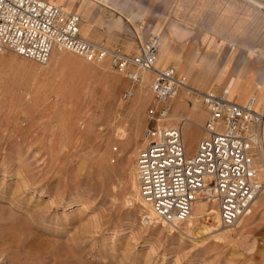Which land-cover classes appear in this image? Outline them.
Segmentation results:
<instances>
[{
  "label": "rangeland",
  "instance_id": "obj_1",
  "mask_svg": "<svg viewBox=\"0 0 264 264\" xmlns=\"http://www.w3.org/2000/svg\"><path fill=\"white\" fill-rule=\"evenodd\" d=\"M47 1L78 14L86 39L127 54L158 39L156 67H174L193 88L223 90L235 78L230 99L242 82L229 75L234 62L264 51V0ZM72 54L40 65L0 51V264H264V193L223 238L145 223L132 171L153 75L123 102L129 83L109 61ZM175 101L173 120L184 110ZM198 129L185 127L188 155Z\"/></svg>",
  "mask_w": 264,
  "mask_h": 264
},
{
  "label": "built area",
  "instance_id": "obj_2",
  "mask_svg": "<svg viewBox=\"0 0 264 264\" xmlns=\"http://www.w3.org/2000/svg\"><path fill=\"white\" fill-rule=\"evenodd\" d=\"M81 18L47 0H0V51L47 65L54 50L90 62L109 61L128 81L121 100L132 101L150 72L154 103L147 111L150 126L142 134L137 157L138 184L143 200L168 225L185 223L198 199L216 201L224 228H234L264 193L259 179L264 154V110L255 100L246 105L229 99L228 91H201L188 85L173 67L157 68L159 40L141 41L134 54L82 36ZM181 91L188 105L204 111L200 126L187 116L172 119L170 103ZM190 123L203 137L187 154L184 130ZM145 223L149 222L145 219Z\"/></svg>",
  "mask_w": 264,
  "mask_h": 264
},
{
  "label": "bare ground",
  "instance_id": "obj_3",
  "mask_svg": "<svg viewBox=\"0 0 264 264\" xmlns=\"http://www.w3.org/2000/svg\"><path fill=\"white\" fill-rule=\"evenodd\" d=\"M66 53H70V52L54 50L53 53H52V55H51V57H50V59H49V61H48V63L50 62L51 58L54 55H56V54H66ZM70 54H72V53H70ZM72 55H74V54H72ZM144 74H150V75H152L150 72H144L142 74V80H143V82H144ZM234 81H235V78H233L231 80V82L228 84V87L226 88V90L228 91V93H230V91L233 89V85H234L233 82ZM143 82H142V84H143ZM142 84L140 85V88L142 87ZM150 93H151V90H150ZM180 97H183V100L185 102L183 100H181ZM187 98H189L187 92L181 91L178 94V96L175 99L172 100V102L176 100L174 102V109L177 110L179 108H184V109L187 108V106H186L187 105V101H186ZM172 102L170 103L171 107H172ZM198 110L202 111L197 106H195L194 109H192V111H191L190 117H191L192 120L194 119V121L197 124L200 125V123H198L197 121H200L202 119V113H197ZM194 116H196L197 118H195ZM173 118L174 119H178L179 116H176V117H173ZM188 125H191V124L188 123ZM194 128H198V127H194ZM184 141H185V139H184ZM142 145H143V143H142ZM186 147L188 149V146L187 145H186ZM195 147H196V145H195ZM143 148H144V146H143ZM262 159L263 160L261 161V164H260V167H259V169H260L259 179L260 180H264V154H262ZM132 172H135L137 174V164L133 165V171ZM132 188H133V192H132L133 193L132 194L133 200L135 202H138L139 204H141L142 207H144V208L147 209V213L146 214L144 213V215L142 214V217H144L143 219H146L149 223H151V222L152 223L160 222L164 227H166L168 224L165 223L163 220H161L159 218V216L157 215V213L153 210V208L150 205H148L143 200L142 193H141V190H140V187H139L138 182H136L134 184V187H132ZM259 198L256 199V201L254 202L253 205H255L257 203V201L259 200ZM213 203L216 205V201L215 200L209 201V200H205L203 198H200V199H198V201H196V203H195V205L193 207V210L191 212V215H190L189 219L185 223L181 224V225L186 224V226H185L186 232H183L186 237L190 238L191 240L192 239H196L198 237V235L203 234L205 232H210V233L218 232L219 233L218 236H217L218 238L225 237V235L227 234V231L226 230L225 231L222 230V229H224V226L222 225V222H221L219 209L218 208L217 209L216 208H213L212 207ZM248 215H249V213H248ZM246 217H247V214L240 219V221L238 222L237 225L241 224V222H243ZM204 219H205V221H208L209 220L210 221V224L209 223L208 224L207 223H204L203 222ZM211 221L214 223V225L211 224ZM181 225H177V226L171 225L170 227H171V229L181 230V227H180ZM237 225L234 228H231V229H235L237 227ZM230 230H228V231H230Z\"/></svg>",
  "mask_w": 264,
  "mask_h": 264
},
{
  "label": "crops",
  "instance_id": "obj_4",
  "mask_svg": "<svg viewBox=\"0 0 264 264\" xmlns=\"http://www.w3.org/2000/svg\"><path fill=\"white\" fill-rule=\"evenodd\" d=\"M255 27H256V25H255ZM251 33L255 34L256 32L255 33L251 32ZM252 34H251V36H252ZM255 48L257 49V47H255ZM126 53H128V52H126ZM135 53H136V51H135ZM257 53L254 52L253 53L254 56H252V54L249 52L250 57L248 59L243 60L239 63L236 60V62H234V64H233V67L231 68V70H229L230 76L231 75L233 76L236 74L242 76V82H241V85L239 87L238 93L236 94V96L233 99H230V98L229 99L231 101L237 103V104H240V105H246L251 99H255V109L263 111L264 110V59L263 58L258 59L255 56L261 55L262 53H264V51L260 52L257 49ZM129 54H134V52L129 51ZM240 58L241 57H239V59ZM168 67H172V66H168ZM165 68H167V67H165ZM251 72L253 73V76H252V78H250V81L247 82L248 75ZM178 76L181 77L180 75H178ZM223 84H225V83H223ZM221 85L217 84V86H219V87H221ZM225 86H226V84H225ZM198 90L204 91L202 89H198ZM208 91H211V90H208ZM224 91H226V89L213 90V92H216V93H223ZM191 109L192 108L189 107V105H188L187 109H184L181 112L179 111L178 114L183 115V116H187L189 118V115L191 114ZM172 111H173V109H172ZM205 119H206V114H205ZM205 119H204V121H205ZM204 121L202 122V124L204 123ZM199 131L201 133V130H199ZM202 137H203V133H201V135L199 136L198 139H201ZM196 146H197V144H196ZM190 154H193V153H190Z\"/></svg>",
  "mask_w": 264,
  "mask_h": 264
}]
</instances>
